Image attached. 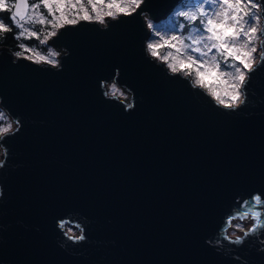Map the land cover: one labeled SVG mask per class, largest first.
<instances>
[{
    "label": "water",
    "instance_id": "water-1",
    "mask_svg": "<svg viewBox=\"0 0 264 264\" xmlns=\"http://www.w3.org/2000/svg\"><path fill=\"white\" fill-rule=\"evenodd\" d=\"M181 1L62 27L54 64L0 44V264H264V227L228 232L264 191V68L235 110L171 73L146 17Z\"/></svg>",
    "mask_w": 264,
    "mask_h": 264
},
{
    "label": "snow or ice",
    "instance_id": "snow-or-ice-1",
    "mask_svg": "<svg viewBox=\"0 0 264 264\" xmlns=\"http://www.w3.org/2000/svg\"><path fill=\"white\" fill-rule=\"evenodd\" d=\"M143 3L144 0H87L86 4L84 0H13V3L0 0V13H9L6 20H0V41L7 39L6 33H12V38L18 41L39 39L38 31L26 27L36 23L50 26L49 36H56L60 28L75 25L80 19L95 17L102 22L103 7L108 9L104 15L115 19L117 15H132ZM196 3H207L214 10L205 11L201 7L193 12H180L191 24L187 37L182 33L162 35L159 27L150 24L155 35L148 37L146 50L171 73L189 78L194 88L204 90L219 106L235 110L245 103L244 89L249 74L264 68V25L261 24L264 16L257 14L258 11L264 14V6L258 0H196ZM171 31L176 33L178 29L173 26ZM153 40L156 42H151ZM257 41H261L259 46ZM46 42L47 37L40 40V43ZM18 47L22 52L32 50L24 44ZM16 54L19 56L21 52ZM52 55L50 51L49 56ZM36 57L37 62L55 63L39 53ZM112 91H116L114 86ZM9 130L3 128L0 132ZM249 196L250 199L243 202L247 210L236 218H250L254 223L247 230L236 226L244 232L232 241L236 244L243 243L245 237L264 227V213L253 210L254 207L264 208V191Z\"/></svg>",
    "mask_w": 264,
    "mask_h": 264
},
{
    "label": "rangeland",
    "instance_id": "rangeland-1",
    "mask_svg": "<svg viewBox=\"0 0 264 264\" xmlns=\"http://www.w3.org/2000/svg\"><path fill=\"white\" fill-rule=\"evenodd\" d=\"M29 2H31L29 0ZM85 4L87 3V0H84ZM124 2H127V0H124ZM9 3H13V0H9ZM203 7L205 9V11H212L214 9H210L208 7V4L207 3H196V0H184L183 4H182V1L167 15L165 16L164 18L162 19H159L157 21H153L152 19L146 17V24L149 28V35L148 36H153L155 35V33L153 32V30L149 27L150 24L152 25H155L156 27H159L161 29V34H167V35H173V34H180L182 33L185 37H187L189 35V29L191 28V25L188 27V29L186 31H183L182 28L180 27V25L178 23H175L176 20L173 18V14L174 13H180V12H193L195 11L196 8H201ZM89 11H91V9L89 8ZM108 11L107 7H103L101 8V19L102 21L104 22V17L107 16V15H104V13H106ZM114 13H115V9L112 10ZM257 14L259 15V11L257 12ZM172 16V17H171ZM109 18H111L110 16H108ZM93 19H96L95 17ZM1 20V19H0ZM97 20V19H96ZM101 22V20H98ZM38 25V26H37ZM173 26H175L178 31L176 33H173L171 31V29L173 28ZM26 27L32 29V30H37V27H40L41 28V31L39 32L40 34V39H39V42L40 40H43L45 39V37H49V32L52 31V29H49L48 31L45 30L44 26L40 25L39 23H36V24H28L26 25ZM149 42L148 38L146 40V44ZM153 43H155L156 41L153 40L151 41ZM259 43V41H257V44ZM26 45V44H24ZM47 49L45 51H40L36 46L32 47V46H28L30 49H32L31 51H27V52H21V55L22 56H26V57H29L31 56L32 60L34 61H37V57H36V53H39L41 56H45V57H48L49 59H52L55 61L56 63V60H57V51L54 50L52 47H50L47 43ZM27 46V45H26ZM259 46V44H258ZM52 52L54 53V55L52 56H49V52ZM16 54V53H14ZM41 62H45V61H41ZM53 64V63H51ZM113 86L115 87L116 91L113 92L112 91V88ZM108 91L110 93H114L115 95L119 96V97H127V94L124 93V92H121V90L116 87V85H114L112 83L111 86L108 87ZM8 118V116H7ZM15 125V122L11 119L8 118V120H6V124L3 128H12L13 126ZM1 133V132H0ZM245 219H235L232 223V225L230 224L229 226V229H228V232L230 234H234V233H237L239 231L240 228H237L236 226L237 225H241L243 228H245V224L248 223V221H244ZM250 219H249V223H250ZM249 223L247 226H249ZM78 232V229L76 228L75 229V233ZM239 233V232H238Z\"/></svg>",
    "mask_w": 264,
    "mask_h": 264
},
{
    "label": "trees",
    "instance_id": "trees-1",
    "mask_svg": "<svg viewBox=\"0 0 264 264\" xmlns=\"http://www.w3.org/2000/svg\"><path fill=\"white\" fill-rule=\"evenodd\" d=\"M183 2H184V0L182 1V4H183ZM8 16H9V13L8 12H2V13H0V19L1 20H6V18ZM172 16L176 20L175 23H178L180 26L183 25V27H181L183 31H186L188 29V27L191 25L190 22L187 21L183 16H180L179 13H174ZM9 23H10V21H9ZM44 28H45L46 31H48L49 29H51L50 26H44ZM36 31L40 32L41 31V28L40 27H37V30ZM5 35L7 36V39L6 40H3V41H0V44L7 45L10 49H12V51L14 53L22 52L21 49L18 47V44H26L29 47L30 46H32V47L36 46L40 51H45L47 49L46 43H40L39 42V39L40 38L39 39H36V38H32V39H21V40L18 41V40H15V39L12 38V33H6ZM111 85L112 84H110V86ZM6 120H8L7 115L0 108V129H3V127L5 126Z\"/></svg>",
    "mask_w": 264,
    "mask_h": 264
},
{
    "label": "bare ground",
    "instance_id": "bare-ground-1",
    "mask_svg": "<svg viewBox=\"0 0 264 264\" xmlns=\"http://www.w3.org/2000/svg\"><path fill=\"white\" fill-rule=\"evenodd\" d=\"M103 22V21H102ZM149 37V36H148ZM0 156H1V154H0ZM244 221H248V223H249V219L248 218H245V220ZM248 223L247 224H245V226H247L248 225ZM239 233L241 232V230L239 229V231H238ZM237 232V233H238ZM232 235H236V233H234V234H232Z\"/></svg>",
    "mask_w": 264,
    "mask_h": 264
},
{
    "label": "built area",
    "instance_id": "built-area-1",
    "mask_svg": "<svg viewBox=\"0 0 264 264\" xmlns=\"http://www.w3.org/2000/svg\"><path fill=\"white\" fill-rule=\"evenodd\" d=\"M248 219H249V218H248ZM249 224H250V223H249ZM247 227H248V226H245V228H247ZM245 228H244V229H245ZM236 234H238V233H236Z\"/></svg>",
    "mask_w": 264,
    "mask_h": 264
}]
</instances>
